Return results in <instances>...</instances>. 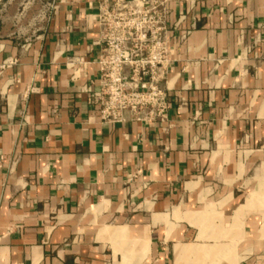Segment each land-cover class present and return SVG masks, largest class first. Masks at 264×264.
Listing matches in <instances>:
<instances>
[{"label": "crops", "instance_id": "1", "mask_svg": "<svg viewBox=\"0 0 264 264\" xmlns=\"http://www.w3.org/2000/svg\"><path fill=\"white\" fill-rule=\"evenodd\" d=\"M112 1L0 0V264H264V0H163L167 118L107 123Z\"/></svg>", "mask_w": 264, "mask_h": 264}, {"label": "built area", "instance_id": "2", "mask_svg": "<svg viewBox=\"0 0 264 264\" xmlns=\"http://www.w3.org/2000/svg\"><path fill=\"white\" fill-rule=\"evenodd\" d=\"M166 16L163 0L98 4V36L92 42L97 47L98 87L89 103L96 107L101 122L166 120L172 62Z\"/></svg>", "mask_w": 264, "mask_h": 264}]
</instances>
